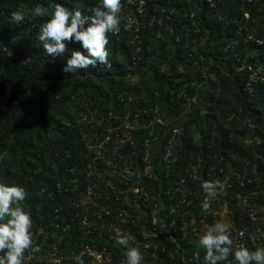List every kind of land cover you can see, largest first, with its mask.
<instances>
[{
    "label": "rangeland",
    "instance_id": "obj_1",
    "mask_svg": "<svg viewBox=\"0 0 264 264\" xmlns=\"http://www.w3.org/2000/svg\"><path fill=\"white\" fill-rule=\"evenodd\" d=\"M81 1L79 7L84 9ZM123 1L121 15L124 21L133 20V27L131 31H124L122 22L119 34L112 35L111 40L120 41L122 39L118 37L124 32L128 34L132 48L131 63L124 65L120 76L112 70L107 71V77H98L90 71L82 75L79 70L70 72L71 80L63 78L56 81L50 76H43L39 82L48 98L63 100L60 104L65 106L67 115L63 116L64 110L61 111L59 120L66 126V135L63 133L64 126L60 122H53L39 138L41 149L33 150L30 155L17 148V145L11 146L17 141L16 138H23L21 136L8 137V147L0 148V171L6 175L8 182L15 181L13 185H18L16 179L24 170L29 180L34 181L38 173L46 168L45 174L57 180L59 188L63 186L60 174L77 171L83 175L85 189L80 190L78 197L73 200L64 195L61 198V201L65 200L66 207L73 208L74 215L69 222L65 218L60 221L58 216L43 221L32 217L33 241L34 245H39L40 251L26 252L24 264H78L77 257H81L83 264L88 258L92 264H121L125 259V249L116 240L123 235L135 238L134 246H138L145 257L143 264H183L180 256L187 260V264H205V250L198 246L199 238L206 226L221 219L232 225L235 244H244L251 249L264 246V182L258 172L259 165H253L250 160H243L240 154L234 153L229 156L225 167L219 170L213 163L210 167H203L204 157L207 156L187 151L182 142L183 134L187 132L195 143L200 144V129L207 122L215 120L230 130L229 138L239 145L257 147L264 142V95L257 99L255 86L247 87L252 76V82L259 78L264 80V67L261 57H258L260 54L252 51L243 55L241 52H245L249 45L237 46L234 51L225 52V41L215 39L219 37L217 30H213L212 34L209 31L211 29H202L197 20L201 12L209 20L217 18L222 25V37L226 29L237 21L231 16L232 11H242L243 4L230 2L223 13H218L202 0H184L186 5H180L179 0H166L167 3H155L152 0L142 17L137 9L140 0ZM73 6L74 3L69 0L66 7L72 9ZM150 6L153 14L147 26L148 30H155V35L151 37L149 34L150 41L144 42L146 28L143 21L148 17ZM256 6L255 16H249L251 21L245 17L247 21L237 30H264V0H260ZM253 31L249 33L256 36ZM26 34H29V30ZM155 38L160 41H155ZM112 44L109 41L108 48ZM120 44L116 43L119 52ZM2 46L3 40L0 38ZM144 46L147 47L146 57ZM158 54L163 55H160V59L165 62V66H168V58L176 54L181 56L182 63L187 66V69L185 65L174 69L179 75L188 74L181 88L184 97V102L181 100L182 109H178V114L174 116H167V126L174 130L170 138L173 150H170L178 155L166 160L163 156L162 159L153 158L152 150L156 152L158 144L147 139L151 142L150 147L137 151L136 155L132 153L129 158L125 153H120L116 145L121 142L117 139L120 138L119 125L123 120L125 122L122 125L130 122L128 113L132 112L127 104L119 103L122 101L119 95H115L122 88V81L141 86L144 71L150 62L157 60ZM118 55L122 60L123 56L120 53ZM70 56L69 49L65 55L66 62ZM143 56L147 60H143ZM50 59L55 68L61 66ZM38 72L44 74L43 70L38 69ZM89 81L93 83V92L84 87ZM243 81V92L247 93L246 108L238 96V85ZM6 86H0L5 94L9 92ZM86 93H92L91 97H86ZM133 99L135 97L129 94V100ZM198 105L203 121L193 118ZM210 108H213L212 111ZM160 111L164 113L158 108ZM139 125H134L132 129L135 133L133 138L138 136ZM65 142L72 147L66 146ZM60 144H64L63 148ZM256 157L262 160L259 154ZM171 170L177 171L181 178L168 176ZM196 173L197 179L189 176ZM211 174L214 179H211ZM0 179L3 180L1 175ZM216 179L224 181L226 188L223 194L210 201L211 212H205L201 207L205 200L203 190L195 191L192 195L184 193L176 207H170L167 203L171 189L182 186V183L188 189L187 182L195 180V187L201 188L204 181ZM70 183L71 189H79L81 181L79 184L74 179ZM67 185L69 187L70 184ZM59 211L60 208L55 209V212ZM170 216L173 219L167 225ZM171 233L176 239L174 243L170 242ZM88 235L93 237L86 240ZM177 236L180 238L177 239ZM183 241L188 244V248L181 247ZM98 242H102L103 246L99 247ZM88 248L94 255H85L84 251ZM232 260L230 256L229 261Z\"/></svg>",
    "mask_w": 264,
    "mask_h": 264
},
{
    "label": "trees",
    "instance_id": "obj_2",
    "mask_svg": "<svg viewBox=\"0 0 264 264\" xmlns=\"http://www.w3.org/2000/svg\"><path fill=\"white\" fill-rule=\"evenodd\" d=\"M74 3L72 9H80L79 0H70ZM178 1V0H177ZM180 5H186L184 0H179ZM239 3V0H236ZM50 2L62 3L65 6L69 5V0H0V38L3 40V46L0 47V86L1 84L7 85L6 87L9 89V92L5 94V92L0 90V148L8 147L6 146L7 139L10 136L18 137L21 136L23 138H16L17 141L11 145H17L21 151L25 154H32L33 150L41 149L39 145V138L43 132L45 133L50 123L60 122V125L64 126L63 133L66 135V126L59 120L62 115L66 116L67 112L64 110L65 106L60 104L63 100L50 99L44 91L43 86L39 82L43 76H50L52 79L56 81L66 78L67 80H71V73L65 72V55L67 52L72 50H78V46L80 43L77 42H65L67 44V49L65 53L61 55H47L44 51L43 44L38 39V34L40 32V26L46 22L48 17L45 18H36V19H26L23 24L16 25L11 21L10 17L14 11L18 10V7L21 3L35 5L36 3L43 4L45 6L50 5ZM81 3L84 5V9H80L85 15H91V10L101 3V0H82ZM52 4V3H51ZM122 4L124 5V1L122 0ZM240 4V3H239ZM72 6H70L71 8ZM204 7V6H203ZM256 5H250L246 8L250 13V18L254 17L257 11ZM202 8V7H201ZM226 10V6H218V9L215 11L224 12ZM233 18L237 21L232 23L228 30L226 29L225 37H220L222 25L219 23V20L213 19L209 20L206 15H203L202 12L197 17V20L201 23V28L204 30H209L213 34V30H217L219 37H215V39H220L225 41V43L234 38L236 36V30L244 25L245 19L244 13L239 11L234 13L232 11ZM153 14V10L151 6L148 10V17L143 21L146 30L143 33L144 42L150 41L149 34L153 37L155 34V30H148V22L151 19ZM251 21V19H249ZM32 27V28H31ZM29 30V34L26 32ZM254 30V31H253ZM24 31V32H23ZM150 31V33H149ZM253 31L256 36L264 37V30L255 31L254 28L243 30V34L246 32ZM27 35V36H26ZM111 33H109L110 42L113 44L108 48L109 50V64L107 66L103 64H97L95 68H88L87 70H79L80 74L85 75L88 72H94L96 76H108L107 71L112 70L118 73L120 76L121 71L124 69V65L131 63V51L132 48L130 46L129 36L127 33H123L118 37L122 40L117 41L112 39ZM108 37V38H109ZM227 39V40H226ZM155 41H160L155 38ZM120 42V52L116 46V43ZM6 48L3 50V48ZM145 50L144 56L147 55V47H143ZM80 51L83 49L80 47ZM181 50H178V52ZM255 51L260 54L258 57H261V63L264 67V47H257L255 45H249L245 52H241L243 55H246L248 52ZM155 52H157L155 50ZM163 51H160V53ZM123 56V59H119V55ZM142 53V51L140 52ZM158 53V52H157ZM160 55L158 54L157 60L150 62L148 64V69L144 71L141 80V86L125 84L122 81V88L117 91L118 94L115 95L117 97L119 95V99L123 104H127L130 111L135 113L139 111V109L146 108L148 114H141L139 118V131L138 136L134 137V146L135 151H132L130 147H124L122 153H125L126 157L131 158L132 152L145 150L144 143L147 138L152 139L156 144H158V148L155 149L156 152L152 150L155 155V158L162 159V153L164 150V145L167 143L168 139L171 135V129L168 126L159 124L157 122L154 125H151L150 122L153 119L160 118L165 122H168L167 116H174L178 114V109H182L181 107V98H178V93L180 92L183 84L187 80L188 74H178L177 70H174L175 67L179 65H185L186 63H182V58L179 54L171 56L168 58L169 70L163 69L164 61L160 59ZM143 56V60H147ZM163 56V55H162ZM52 58L55 64H61L60 67L55 68V65L49 61ZM166 59V58H162ZM51 60V59H50ZM41 64L40 66H37ZM186 69L187 66L185 65ZM215 71L219 73V70L213 67ZM38 69L43 70L42 72H38ZM90 77V76H89ZM110 77V76H109ZM39 78V79H38ZM110 79V78H109ZM245 85V81L239 83V94L238 96L241 98L243 102V107L246 108L245 105L247 98L246 93L243 92V87ZM93 83L89 81L86 85H84L85 89H90L93 91ZM255 89L258 92L257 99L264 95V82L258 81L255 84ZM124 94H126L124 96ZM129 94L132 97H135L133 100H129ZM92 93H86V97H91ZM56 103V104H55ZM164 105V106H163ZM173 107V108H172ZM199 107V108H198ZM198 109L195 112L194 119L202 120L201 118V108L198 105ZM158 108L163 110L164 113L158 112ZM211 111L213 108H210ZM64 112L62 115H59L61 111ZM262 111V110H260ZM258 113V112H257ZM264 113V110H263ZM123 117L125 114H121ZM120 115V116H121ZM121 116V117H122ZM34 119V121H33ZM263 121V117L260 118ZM121 123V122H120ZM199 124V123H198ZM200 136L202 140H200V144L195 143L192 136H189L187 132L183 134L182 142L184 144V148L190 152H200L201 155H206L205 162L203 163V167H207L213 163L214 166L219 170L222 167H225L227 164L229 156L234 153H238L241 155L243 160H250V163L257 164L260 172L261 181L264 182V142H261L257 147L239 145L238 142L233 141L229 138L230 130L225 129L224 126L219 123V121H209L205 125V127L200 129ZM34 132V134H32ZM37 134V135H35ZM154 138H157L154 140ZM264 140V138H262ZM153 143V142H152ZM66 146L69 148L72 147L69 143L65 142ZM64 145V144H63ZM63 145L61 148H63ZM16 147V146H15ZM177 150V149H175ZM182 150V149H181ZM230 152V154H229ZM258 152V153H257ZM229 154V155H228ZM259 154L262 156V160L256 157ZM161 155V156H160ZM178 154H175V156ZM154 158V156H153ZM263 161V162H262ZM159 165V162H157ZM162 167V166H161ZM210 167V166H209ZM158 170V166H157ZM205 171V170H204ZM203 171V172H204ZM46 168L44 171L38 173V177L31 181L28 178V174L24 170L22 174L16 179V183L22 187H24L27 191V198L24 201L26 205V210H30L32 217L38 220H49L58 216L60 221L65 218L66 221L69 222L73 213V208L66 207L65 200L61 201V198L65 196H69L70 199H76L80 194L81 189L84 188L83 175L80 173L69 171L65 175L60 174L59 178L62 180L63 186L58 187L56 181L51 176L45 174ZM1 178L0 181L5 184L11 186L12 182L7 181L6 175L0 171ZM205 176V173L203 174ZM171 178H181L178 176L177 171L171 170ZM211 179H214L211 174ZM5 178V180H4ZM77 179L79 184V189H71V181ZM176 179V180H178ZM191 179V178H190ZM189 179V180H190ZM210 179V178H209ZM249 179V178H248ZM192 183H188V189L184 188V185L179 187H175L171 189L170 194L167 195V202L170 207H176L177 203L181 200V197L187 194L194 193L195 191L201 192L203 189L200 187H195L197 182L191 180ZM74 182V181H73ZM196 182V183H195ZM67 184H70L69 187ZM16 185V184H14ZM46 187V189H44ZM44 191V192H42ZM171 199V201H170ZM64 206H61L62 204ZM60 208L59 212H55V209ZM169 211V207H168ZM172 216L168 218L166 221L167 225H170L172 222ZM64 220V221H65ZM89 237H93L92 235L86 236V240ZM180 237L177 236V239ZM99 247H102V242L97 243ZM184 248H188V244L184 241L180 243ZM187 253V252H186ZM164 262V261H163ZM162 262V263H163ZM84 264H92L90 262V258ZM167 264V263H166ZM172 264V263H168Z\"/></svg>",
    "mask_w": 264,
    "mask_h": 264
},
{
    "label": "clouds",
    "instance_id": "obj_3",
    "mask_svg": "<svg viewBox=\"0 0 264 264\" xmlns=\"http://www.w3.org/2000/svg\"><path fill=\"white\" fill-rule=\"evenodd\" d=\"M122 7V0H101L91 9V15H85L80 9H70L62 3L48 6L21 3L10 19L21 25L26 19L48 17L38 34L47 55L58 56L68 51L66 41L80 43L83 51L72 50L64 68L65 72L73 73L95 68L98 63L109 64V33L118 35L122 22L124 31H131L134 23L131 19L124 21ZM201 188L205 193L201 207L205 212H211L210 201L224 193L226 184L220 179L208 180ZM26 198L24 187L9 186L0 181V264H24L26 252L40 251L39 245H34L32 214L26 210ZM116 243L125 249L121 264H143L145 257L140 248L134 246V237L119 236ZM198 246L205 250V264H264V246L251 249L244 244H235L232 225L222 219L206 226ZM230 256L232 261H229ZM77 260L78 264H83L81 257Z\"/></svg>",
    "mask_w": 264,
    "mask_h": 264
},
{
    "label": "built area",
    "instance_id": "obj_4",
    "mask_svg": "<svg viewBox=\"0 0 264 264\" xmlns=\"http://www.w3.org/2000/svg\"><path fill=\"white\" fill-rule=\"evenodd\" d=\"M152 0H140L139 1V4H138V14L139 16H144L145 15V10L148 6L149 3H151ZM168 1V0H167ZM203 3L207 6V7H213V9L217 10L218 9V6H226L227 4H229L230 2H233V1H236V0H202ZM260 0H239L240 4L242 3L244 7H242V11L244 13V16L246 18L249 19V16H250V13L249 11L246 10L247 7H249L250 5H257V3L259 2ZM155 3H167L166 0H155ZM245 18V19H246ZM236 36L230 40H228L223 46V49L225 52L227 51H234V49L237 47V46H245V45H255L257 47H264V37H258V36H254L253 34L249 33V32H246L245 34H243V30L240 29L237 30L236 32ZM248 33V34H247ZM140 52H138L139 54ZM166 65V64H165ZM163 65V69H168L169 70V63H167L168 66H165ZM252 79H253V76L251 77L250 81L247 83V87L248 88H252V85L255 86V84H257L258 81H263V79L259 78L257 81L256 80H253L252 82ZM247 94V93H246ZM178 98H181L184 102V97L181 95V90L180 92L178 93ZM141 114H148L147 112V109L146 108H142V109H139V111H136L135 113H128V116L129 119H130V122H127V124L123 122H125L123 120V117H121V121L122 123L119 125V129H118V133L120 134V138H117L118 141H121L119 145H116V149L119 150L120 153L123 152V149H125L124 147H130L132 149V151H135V146H134V141L135 139L133 138L134 134L132 132V129L135 128L134 125H139V118L141 116ZM127 114L124 116L126 117ZM157 122L159 124H162V125H165L167 126L169 122H165L163 121L162 119L160 118H155L153 119L150 124L151 125H154V123ZM171 135H170V138L174 135V130H171ZM176 135V134H175ZM170 138L168 139L167 143L164 145V150H163V153H162V156L163 158L166 160L167 158H173V157H176L175 156V153H172L171 150H173L172 148V141L170 140ZM147 139H150V138H147ZM145 141V143L143 144L144 147H145V150L146 148L148 149L151 145V142L149 140ZM155 139V138H154ZM157 139V138H156ZM172 148V149H171ZM171 149V150H170ZM175 150V149H174ZM135 154V152H132ZM161 156V155H160ZM161 156V157H162ZM142 158V157H141ZM154 158H155V155H154ZM156 159V158H155ZM158 159V157H157ZM197 173L196 174H191L189 175L190 177L194 178V179H197ZM184 178L182 177V180ZM183 184V183H182ZM242 234V232H240ZM169 236L172 238L170 240V242L174 243L176 241L175 239V236L173 233L169 234ZM247 239V237H246ZM181 245V244H180ZM182 247V246H181ZM85 255H94L92 250H90L89 248L87 249V251H84ZM180 259L181 261H183L184 263L183 264H187L188 262H186L185 260H183V257L180 256Z\"/></svg>",
    "mask_w": 264,
    "mask_h": 264
}]
</instances>
